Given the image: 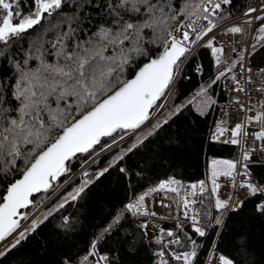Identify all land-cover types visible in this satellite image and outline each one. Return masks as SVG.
<instances>
[{
  "label": "snow or ice",
  "instance_id": "obj_1",
  "mask_svg": "<svg viewBox=\"0 0 264 264\" xmlns=\"http://www.w3.org/2000/svg\"><path fill=\"white\" fill-rule=\"evenodd\" d=\"M230 3L231 0H184L182 4L175 6L173 0H108L106 8L112 17L110 25H101L92 38L75 42L69 49L64 41L70 37L68 33H64L52 43V47L56 49L53 54L54 62H48L41 49L37 48V56L29 53L24 60L25 65L29 60H38L37 67L21 68L19 63L16 64L19 75L12 87L11 99L7 101L8 106H5V96L0 90V173L9 175L17 171L18 162H23L24 169L22 176L7 187L3 202L0 203V242L13 237L11 248H15L26 238L24 230L17 232L21 228L20 219L28 218L20 210L33 204V194L53 189L54 183L70 171L69 162L77 154L89 153L97 145H100L101 150L110 149L112 144H101L102 138L110 137L114 144L117 136L123 140L125 136L136 134L135 143L127 150L130 152L155 135L163 124L168 123V118L151 122L163 106L157 102L165 97L174 74L179 71L181 57L196 42L213 32L217 24L212 17L217 16L218 10L222 11V5ZM34 4L35 10L25 14L21 8V0H0V42L7 44L41 24L45 13L51 16L61 8L62 0H34ZM258 11L264 13V8L248 9L245 13L249 17L248 23L252 19L264 20V14L253 17L252 14ZM14 19L18 22H14ZM204 21L207 23H203ZM227 31L242 34L243 29L236 25ZM259 32L264 33V25ZM213 39L214 37L209 38L207 46L212 47L219 65L220 54L224 49L213 47ZM259 39L264 40V36ZM146 44L157 45L162 51L144 64L132 79H125V70L133 60L147 56ZM235 66L233 63L227 71L231 72ZM224 75L221 72L217 79ZM232 79L239 84L235 76ZM206 91L202 90L201 95H206ZM234 91L244 89L237 87ZM256 91L264 93V87H258ZM234 102L239 104V97H235ZM214 103L210 97L203 102L204 107ZM240 107L244 109V105ZM261 108H264V102L261 103ZM179 110L176 109L177 112ZM247 111L256 110L248 108ZM174 114H170L169 118ZM201 114H204L203 111ZM253 123L260 128L253 135L257 141L262 142L261 150L264 151V111H256L245 122L237 123L230 130L232 138L225 142L241 144L240 137L249 135L247 127ZM226 131L229 130L219 127L214 138L218 140ZM255 150L245 149L240 162L211 161L210 191L215 195V207L221 215L225 210L236 211L243 206V201L230 203L231 197L226 200L219 198L220 177L229 178L231 186L236 187V177L242 175L245 179L239 182V187L246 189L252 196L264 195V185L252 182L248 163H245L251 160ZM118 159H123V156ZM238 163L241 169L239 172ZM104 171L107 169L99 175H103ZM87 183L89 181H85V186ZM83 191L84 186L77 189L75 195L70 194V198L75 200ZM206 191L205 181L185 186L175 178H169L125 207L133 215L154 216L156 213L145 207L146 197L153 192L175 193L179 197L178 206L183 207L184 215L192 221L194 231L203 237L206 232L199 226V214L194 209V205L201 201L190 197L203 195ZM67 199L66 197L65 202ZM60 207H63V203ZM257 210L264 213V202L257 205ZM116 219L118 221L119 217ZM67 222L66 217L65 224ZM39 223L33 222L31 229L27 231H34ZM222 223V219L218 217L216 224ZM141 227L146 228L147 225ZM110 228L111 225L104 231L107 232ZM14 233L16 236H13ZM166 235L174 236V233L169 231ZM98 242L93 241L91 251L82 258V264H90L89 257L96 258L95 264H108V256L100 254L97 249ZM169 243H179V239ZM192 243L191 252L181 255L173 253V258L183 260L184 264H192L196 257L195 241ZM4 254L0 252V255ZM158 255L163 258L164 250ZM218 260L220 264H235L233 259L224 255H219ZM65 264H70V261L66 260ZM159 264L169 262L161 259Z\"/></svg>",
  "mask_w": 264,
  "mask_h": 264
},
{
  "label": "trees",
  "instance_id": "obj_2",
  "mask_svg": "<svg viewBox=\"0 0 264 264\" xmlns=\"http://www.w3.org/2000/svg\"><path fill=\"white\" fill-rule=\"evenodd\" d=\"M256 1L231 0L225 6L219 21L242 13ZM107 2L108 0H62L61 8L51 16L45 13L41 24L7 44L0 42V90L5 96V106H8L7 101L11 99L10 93L19 75L16 64L19 63L21 68L37 67L39 61L35 59L24 64L29 53L32 56L38 55L37 48L41 49L48 62H54L53 54L56 49L52 47V43L64 33H68L70 37L64 41L69 49L75 42L92 38L101 25H110L112 17L106 8ZM183 2L184 0H173L175 6ZM21 8L25 14L34 11V0H21ZM14 22L18 21L14 19ZM262 45L254 51L250 59L251 65H264ZM145 47L147 56L133 60L125 70V79H131L138 69L162 51L161 47L153 44H146ZM198 68L202 70L200 75L194 72ZM217 73L218 69L210 52L207 49L200 50L185 69L164 111L180 110L155 135L132 151H126L127 154H120L121 147L128 144L125 141L123 146L114 147L98 157L95 152L100 149V145L92 152L71 160L69 175L63 184H67L70 178L77 177L70 183L72 185L76 182V186L83 180L80 178L89 177L90 181L84 186V191L72 200L66 195L75 186L70 187L68 183L66 186L69 187L47 204L45 211L48 214L35 230L27 231L29 228H26L25 239L15 248L10 245L3 250L5 254L0 255V264H65L66 260L70 264H79L89 254L91 245L96 240L99 241V253L108 256V264H158L155 257L157 244L146 239L140 220L133 217L125 206L138 194L171 176L184 181H209L210 160L239 158V146L212 141L218 106L214 103L204 107L203 102L207 97L224 99L221 85L215 81ZM203 87L208 89V94L205 95L207 97L195 102V95ZM14 104L13 101V106ZM111 140L110 137L104 138L101 144H109ZM120 156L123 159H118ZM17 168V171L9 175L0 173V203L7 187L22 176L23 162H18ZM104 169L107 171L99 175ZM250 170L260 184L264 185V165L250 166ZM79 174L80 178L77 176ZM51 191L34 197V203ZM52 196L53 194L46 202ZM66 197L68 199L65 202ZM262 201L261 195L248 196L242 207L229 213L218 237L216 226L206 229L203 237H197L187 228L181 234L182 242L179 247L190 249L192 240H195L196 257L193 264H205L216 240V249L225 257L233 259L235 264H264V213L257 210V205ZM61 203L63 207H60ZM202 211L207 223H213L216 211L211 194L205 197ZM109 225L111 228L105 232Z\"/></svg>",
  "mask_w": 264,
  "mask_h": 264
},
{
  "label": "built area",
  "instance_id": "obj_3",
  "mask_svg": "<svg viewBox=\"0 0 264 264\" xmlns=\"http://www.w3.org/2000/svg\"><path fill=\"white\" fill-rule=\"evenodd\" d=\"M225 6L226 5H222V11L218 10L217 16L212 17L214 22L217 24V27L213 30V32L209 33L208 36L204 37V39L196 42L195 45L191 46L190 51L187 52L179 62V71L175 73L172 85L167 91L165 97H163L161 101L158 102V104L162 103L163 106L156 112L152 121L158 118L166 109L179 80L185 72V69L198 55L200 50L207 49L214 60L215 67H217L218 69L215 81L220 83L222 93L224 94V99L220 100L217 97L212 98L215 101V104L218 106V115L216 125L212 133V141L219 144L237 145L225 142L232 138L230 130L233 129L237 123L245 122L247 117L254 116L256 114V111H264V108H261V103L264 102V93L256 91L258 87H264V65L255 66L250 64V59L253 56L254 51L264 43V40L259 39V37L264 36V33L259 32L261 26L264 25V20L252 19L251 23H248L247 21L249 20V17L245 15V13L250 8H256L258 10L264 8V0H257L252 6H250L242 13L227 18L223 21H219L224 13ZM258 14L264 13H260L258 11L257 13H253L252 15L254 17ZM203 23L207 22L204 21ZM236 25H239L243 29L242 34H233L227 31L229 28ZM210 37H214V39L212 40L213 47H221L224 49L223 53L220 54L221 63L219 65L216 63V55L213 54L212 47L207 46V42L209 41ZM253 45H255V47H253ZM233 63H235L236 66L232 68L231 72H228L227 69L231 67ZM249 69L251 71H249ZM194 72L200 75L202 73V70L201 68H198L195 69ZM221 72H224L225 75L220 77V79H217ZM233 76L237 78L239 84H237L236 80L232 79ZM237 87H242L244 91H234V89ZM204 89L208 91L207 88ZM235 97H239V104L234 102ZM240 105H244V109H241ZM248 108H254L256 111L249 112L247 111ZM221 121H223L224 123L221 124ZM219 127H223L225 129H228L229 131H226L224 135L220 136V138L217 140L214 138V135L217 133V129ZM259 130V126L255 123L248 125L247 132L249 133V135L241 136V144L237 145L239 146L240 150L238 159L233 160L229 158H214L215 160H231L240 162L242 161V156L245 149L255 148L256 150L252 153L251 160L246 161L245 163H248V171L251 173L252 182L257 185L261 184L251 172L250 166L256 164L264 165V151L261 150L262 142L257 141L253 135V133L258 132ZM212 160H210L209 162L210 169ZM240 170V165L238 163L237 172H239ZM169 178H175L185 186L196 184L199 181H205V186L208 191H206L203 195L198 194L196 197L190 198L201 201L194 205L195 211L199 214V226L202 227L205 231L206 229L216 226L218 228V237L231 210H225L224 214L221 215V212L216 209L215 195L211 194L210 191V180L206 181L203 179L198 181H184L173 176ZM169 178L165 180H168ZM244 179V176L238 175L236 177L237 186L232 187L229 178L220 177L218 179V183L221 185L219 189V198L222 200H226L231 197L230 203H235L237 201L244 202L246 198L250 196L246 189L239 187V182L243 181ZM181 191L183 193V189ZM146 192H148V190L138 194L129 203H135L139 196L143 195ZM208 194H211L212 196L214 209L216 211V216L213 223H207L202 211L205 197ZM261 196L263 199L262 202H264V195ZM178 200L179 197H177L175 193L153 192L151 195L146 197L145 207L148 211L155 212L156 215H133L129 211L133 217L140 220L141 225H147L146 228H142L145 232L146 239L149 241H154L157 244L155 257L158 264L161 259L167 260L169 264H184L183 260H175L173 258V253L181 255L184 253H189L193 250V243L190 249L179 247V244L182 242L181 234L187 228H190L197 237H201L194 231L192 221L189 218L185 217L183 207L178 206ZM218 217L223 221V223L220 225L216 224V219ZM30 222L31 221H27L26 225H28V223ZM26 227L27 226H24V224H22L21 228L18 229L17 232L25 230ZM169 231L173 232L174 236H167L166 234ZM176 239H179V243H169L170 241H174ZM193 241L195 240H192V242ZM161 250H164L165 252V256L163 258L158 255ZM219 255L222 254L216 249L215 240L213 246L211 247V250L208 253L205 264H220L218 260Z\"/></svg>",
  "mask_w": 264,
  "mask_h": 264
},
{
  "label": "rangeland",
  "instance_id": "obj_4",
  "mask_svg": "<svg viewBox=\"0 0 264 264\" xmlns=\"http://www.w3.org/2000/svg\"><path fill=\"white\" fill-rule=\"evenodd\" d=\"M204 88H207V87H203L194 97V101L196 102L198 99L201 101L203 100L204 98H206L207 96L205 95H201V92L202 90H204ZM208 91H206L207 93ZM208 94V93H207ZM208 98V97H207ZM213 100V99H212ZM172 113H176L175 110H166L164 111L158 118H156L154 121H152V123H154L157 119H159L160 121H163L164 119L168 118V120L173 116L171 115V117L169 118L170 114ZM138 134H141L142 133H138ZM135 139H136V134H133V135H128V136H125V138L123 140H120L119 139V136H117V142L116 143H112V140L109 142V144H113L112 147L109 149V148H105V150H101V148L99 150H97L95 152V156L98 157L99 155H102L103 153H106L108 152L109 150L113 149L114 147H121L123 146V143L125 141H128V144L125 145V147H121L120 149V154H123L125 153L129 148H132V145L135 143ZM120 145V146H119ZM211 170V169H210ZM69 173H66L64 176L60 177V179L55 183V185L53 186V189L52 191L49 193V194H44L42 197H41V200H38L37 202L34 203V206L33 208L31 209V211L29 212H26L25 214H27V219H22L23 221V224L24 226H27L26 228H29L31 229L32 226H30L33 222L35 221H42V219H44L46 217V215L48 214L46 211H45V208L47 206V204L51 203L52 202V198H54V196H56L58 193H60L63 189H65L66 187H69V186H66L68 183L70 185V183L72 182V179L74 178H70L67 182V184H63L64 180L67 179ZM79 176V178L81 177L80 174L77 175ZM80 179H83L82 181H80V183L78 185L75 186L76 182L72 185H70V187H74L70 194L71 195H75L76 194V190L79 189L80 187L82 186H85V181H90V178L89 177H82ZM88 184V183H87ZM58 185V187L56 186ZM80 186V187H79ZM69 189V188H68ZM69 191V190H67ZM52 198L46 202V200L48 199V197L50 195H52ZM70 194H67L66 196H70ZM27 221H31L30 223H28V225H26V222ZM30 226V227H28ZM13 236H16L13 235ZM13 237L9 238L8 240L4 241L1 245H0V252H3L4 249H6L7 247H9L11 245V243H13ZM95 259L96 258H90L89 257V261H90V264H95ZM79 264H82V262H80Z\"/></svg>",
  "mask_w": 264,
  "mask_h": 264
},
{
  "label": "water",
  "instance_id": "obj_5",
  "mask_svg": "<svg viewBox=\"0 0 264 264\" xmlns=\"http://www.w3.org/2000/svg\"><path fill=\"white\" fill-rule=\"evenodd\" d=\"M183 57H184V56H183ZM183 57H181V60H182ZM138 71H139V69H138ZM138 71H137V72H138ZM137 72H136V73H137ZM136 73H135V74H136ZM174 75H175V74H174ZM133 77H134V76H133ZM133 77H132V78H133ZM132 78H131V79H132ZM173 79H174V78H173ZM172 82H173V81H172ZM171 85H172V83L169 85L168 89L166 90V93H167V91L169 90V88H170ZM162 98H163V97H162ZM162 98H161V99H162ZM158 102H159V101H158ZM158 102H157V103H158ZM105 138H109V137H105ZM103 139H104V138H102V140H103ZM102 140H101V141H102ZM97 146H98V145H97ZM97 146H96V147H97ZM96 147H95V148H96ZM92 151H93V150H91L90 152H92ZM90 152H89V153H90ZM85 154H88V153H79V154H77L76 157H78V156H80V155H85ZM76 157H74V158H76ZM74 158H73V159H74ZM73 159H72V160H73ZM70 162H71V161H70ZM70 162H69V163H70ZM75 178H77V177H75ZM75 178H74V179H75ZM51 190H52V189H49L47 192H49V191H51ZM47 192H43V191H42V192H40V193H35V194H33L32 199H33L34 197L40 195V194L47 193ZM59 195H60V193L57 194L56 196H54V198H52V201H53L57 196H59ZM2 202H3V201H2ZM2 202H1V203H2ZM33 205H34V201H33V204H32V205H29L28 208H26V209H21V210H20L21 214H23V212H25V211L31 209V208L33 207ZM17 219H20V218L17 217ZM22 221H23V220L20 219V224H21V225L23 224ZM14 234H15V233H14ZM14 234H13V235H14ZM9 238H11V237H8L6 240H8ZM6 240H5V241H6ZM3 242H4V241H3ZM3 242H0V245H1ZM101 264H103V262H101Z\"/></svg>",
  "mask_w": 264,
  "mask_h": 264
}]
</instances>
